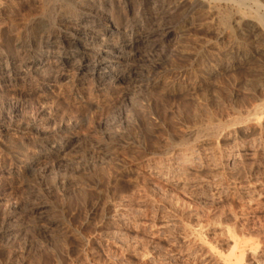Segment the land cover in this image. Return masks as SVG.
<instances>
[{"label":"rangeland","instance_id":"374dc122","mask_svg":"<svg viewBox=\"0 0 264 264\" xmlns=\"http://www.w3.org/2000/svg\"><path fill=\"white\" fill-rule=\"evenodd\" d=\"M102 1L0 0V264H264V0Z\"/></svg>","mask_w":264,"mask_h":264},{"label":"bare ground","instance_id":"6f19581e","mask_svg":"<svg viewBox=\"0 0 264 264\" xmlns=\"http://www.w3.org/2000/svg\"><path fill=\"white\" fill-rule=\"evenodd\" d=\"M155 2H159L160 5L162 4H166V0H153ZM207 1V0H204ZM171 3V2H169ZM154 4V3H153ZM237 7L238 9L241 8V3L237 2ZM7 6V5H6ZM94 7V6H93ZM113 4L111 3L110 0H104L102 2H100L98 5H96L94 8H96L98 11L96 13V15L92 18V21H84V24H82L84 26V28H86L87 26H90V24L92 25L93 23H95L96 18H99L101 15V13L103 12H111L113 9ZM162 7V6H161ZM93 9V8H92ZM240 13V12H239ZM257 14V13H256ZM258 15V14H257ZM115 16V15H114ZM243 15H240L239 19H242ZM239 17V16H238ZM258 17V16H257ZM256 17V18H257ZM260 20L262 21V23L264 24V18L263 17H259ZM91 19V18H90ZM108 24V23H106ZM17 26V25H16ZM112 26V25H111ZM82 27V26H81ZM134 27V26H133ZM136 28V27H135ZM136 33V32H135ZM86 40V39H85ZM116 40V39H115ZM52 42V41H51ZM50 41H41L40 42V48L41 51L42 49H44V52L46 53V55L48 56L49 54H52L53 52H56V48L54 43H51ZM78 47H81V49L88 54L93 53L92 57L95 59L94 62L97 63L98 66H102V65H106L108 63V55L113 52V46L112 44H110V40L109 37H107L106 35L103 36H97L96 40H92V41H84V42H80L78 43ZM92 49L94 50V52L92 51ZM38 50V49H37ZM92 52H91V51ZM91 53H90V52ZM86 53H82L80 54V60L81 59H85L88 56H86ZM124 54V53H123ZM70 55V54H69ZM125 55V54H124ZM108 67V66H107ZM177 158L180 160L179 163H181V167L183 166L184 168H186L187 166H191L197 163L196 159L199 158V153L193 149L185 151L180 153L179 155H177ZM177 159V160H178ZM183 168V170H184ZM183 175V174H182ZM252 251V250H251Z\"/></svg>","mask_w":264,"mask_h":264}]
</instances>
